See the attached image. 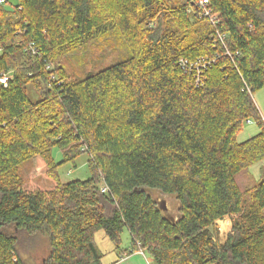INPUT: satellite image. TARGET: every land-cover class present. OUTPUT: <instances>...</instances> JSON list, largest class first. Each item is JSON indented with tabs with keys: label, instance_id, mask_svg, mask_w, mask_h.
<instances>
[{
	"label": "trees",
	"instance_id": "1",
	"mask_svg": "<svg viewBox=\"0 0 264 264\" xmlns=\"http://www.w3.org/2000/svg\"><path fill=\"white\" fill-rule=\"evenodd\" d=\"M208 1L214 26L193 0L0 4V264H25L19 242L35 234L48 239L41 264H103L99 230L118 256L142 250L151 264H264V175L248 172L264 158L252 96L264 86V0ZM110 29L130 55L70 79L61 57ZM200 57L210 63L197 79L180 60ZM247 120L258 132L239 142ZM54 146L63 161L87 153L90 176L58 180ZM35 155L53 187L23 188L19 165ZM150 189L178 199L177 218Z\"/></svg>",
	"mask_w": 264,
	"mask_h": 264
},
{
	"label": "rangeland",
	"instance_id": "2",
	"mask_svg": "<svg viewBox=\"0 0 264 264\" xmlns=\"http://www.w3.org/2000/svg\"><path fill=\"white\" fill-rule=\"evenodd\" d=\"M16 2L17 0H6L3 5L10 7ZM129 55L130 50L126 46L120 32L110 29L95 34L77 52L61 57L60 64L70 79H81L89 73L122 61ZM27 93L32 101L39 98L30 85L27 86ZM252 96L260 114L264 118V86L254 92ZM256 125L252 120L244 122L236 134V139L241 142L256 134L258 132V126ZM50 157L55 167L56 177L61 182H67L76 178L82 180L90 176V170L87 165V153H80L73 161H63L62 149L54 146L50 151ZM47 168L45 160L39 155H35L20 163L18 174L23 188L47 189L53 187L55 178L48 176L46 173ZM248 172L253 179H259L263 176L264 158L252 163L248 168ZM243 176L245 177V175ZM149 191L153 199H156L163 214L173 219L177 218L179 215V201L174 195L163 193L158 189H150ZM221 222V220L216 221L221 236L220 239L224 240L228 232L225 229L231 227V221L229 218V221ZM223 223L226 225L224 226ZM121 239L122 246L129 244V234L125 228H123ZM95 241L100 251L105 253L103 258V262H105L107 256L113 255V245L102 230L96 232ZM18 249L25 264H41L49 249L48 239L44 234H35L30 239L21 240ZM146 257L151 264L150 256L146 255Z\"/></svg>",
	"mask_w": 264,
	"mask_h": 264
},
{
	"label": "built area",
	"instance_id": "3",
	"mask_svg": "<svg viewBox=\"0 0 264 264\" xmlns=\"http://www.w3.org/2000/svg\"><path fill=\"white\" fill-rule=\"evenodd\" d=\"M6 0H0V4L5 3ZM193 2L196 4L197 7H199V9L201 10V13H203V15L207 16L210 23H212V25H216V23H218V15L214 12H212L211 8L209 7V1L208 0H193ZM218 37L220 39H224L225 34H221L218 33ZM210 60L206 59V58H197L195 61H188L186 59L180 60V64L181 67L185 70V71H194L195 69L197 70V79H199L198 75L201 73V68H205L207 65H209ZM48 70H51V65L47 66ZM8 74H4L2 77H0V82H2L3 84L6 83ZM51 78H54V74H51ZM249 121V120H247ZM245 121V122H247ZM102 191H105L104 187H101Z\"/></svg>",
	"mask_w": 264,
	"mask_h": 264
},
{
	"label": "crops",
	"instance_id": "4",
	"mask_svg": "<svg viewBox=\"0 0 264 264\" xmlns=\"http://www.w3.org/2000/svg\"><path fill=\"white\" fill-rule=\"evenodd\" d=\"M229 218H230L229 216H226L221 221L227 222V221H229ZM230 221H231V219H230ZM225 230L229 232L230 228H226ZM128 245H126L124 247H128ZM112 250H113V255L107 256L106 261L103 262V264H150L148 258L146 257V254H144L143 251H141V250L132 251V252L127 253L121 257L118 256V253L114 248ZM103 258H104V256H103ZM103 258H102V261H103Z\"/></svg>",
	"mask_w": 264,
	"mask_h": 264
},
{
	"label": "bare ground",
	"instance_id": "5",
	"mask_svg": "<svg viewBox=\"0 0 264 264\" xmlns=\"http://www.w3.org/2000/svg\"><path fill=\"white\" fill-rule=\"evenodd\" d=\"M222 223V222H221ZM223 225L225 226L226 224L223 223Z\"/></svg>",
	"mask_w": 264,
	"mask_h": 264
}]
</instances>
